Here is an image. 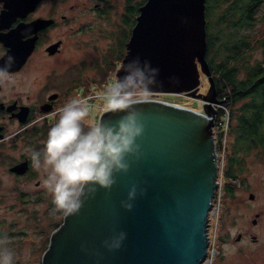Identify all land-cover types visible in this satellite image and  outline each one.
Returning <instances> with one entry per match:
<instances>
[{
	"label": "water",
	"instance_id": "95a60500",
	"mask_svg": "<svg viewBox=\"0 0 264 264\" xmlns=\"http://www.w3.org/2000/svg\"><path fill=\"white\" fill-rule=\"evenodd\" d=\"M206 23V0H145L139 7L120 65L132 57L147 60L158 69L150 92L184 93L199 98L202 109L142 98L135 105L144 122L140 155L129 158L127 171L117 173L109 189L98 187L77 212L64 215L43 264L203 263L218 186L214 127L221 101L206 58ZM202 73L207 92L199 91ZM118 114L103 111L99 118ZM19 167L13 168L26 170ZM133 183L137 195L126 209L120 201ZM119 229L126 233L120 246L104 247L101 241Z\"/></svg>",
	"mask_w": 264,
	"mask_h": 264
},
{
	"label": "flooded vegetation",
	"instance_id": "af4514ba",
	"mask_svg": "<svg viewBox=\"0 0 264 264\" xmlns=\"http://www.w3.org/2000/svg\"><path fill=\"white\" fill-rule=\"evenodd\" d=\"M143 3L0 0V66L5 69L0 72V202L12 196L21 199L23 177L44 172L34 166L31 152H42L47 129L58 115L56 109L84 84L83 68L77 64L83 59H76L72 47L83 49L91 38L115 40L102 48L99 58L104 62L114 58L117 69ZM19 165V170H26L13 168ZM242 235L239 232L237 238Z\"/></svg>",
	"mask_w": 264,
	"mask_h": 264
},
{
	"label": "rangeland",
	"instance_id": "374dc122",
	"mask_svg": "<svg viewBox=\"0 0 264 264\" xmlns=\"http://www.w3.org/2000/svg\"><path fill=\"white\" fill-rule=\"evenodd\" d=\"M254 15L253 24L245 30L252 38L253 45L246 50L240 64H264V1L257 7ZM114 41L107 38H91L83 49L72 47L76 59H83L77 63L83 68L81 82L85 84L88 80L102 75L101 66L105 63L103 58H99V53ZM240 68L241 76H244L243 67ZM72 75L67 79L70 80ZM208 87L209 81L202 73L199 91L207 92ZM225 91L227 93V89ZM146 98H159L202 109L199 98L184 93L150 92ZM224 99L226 100L227 96ZM246 100L243 98L236 100L231 106H220L229 117L224 115L227 131L218 145L221 166L217 179L219 184L212 199L208 220V234L211 239L208 257L211 259L202 264H264V122L259 124V134L255 137L258 147L251 146L250 140L239 146L236 154L244 168L239 167L237 156L230 161L234 154L232 151L237 133L234 112L237 116L241 104ZM97 102L102 103L101 98H98ZM221 104L223 103L220 102ZM103 111L102 107L99 109L97 106H90L84 123L100 117ZM220 111L221 109L217 112L218 117ZM216 131H220L218 127ZM233 161L237 163L235 165L238 178L231 179L226 176V169ZM42 175L43 173L36 177H23L21 199L12 196L6 202H0V249L11 251L12 264H43V254L49 245L50 235L53 229L63 222L64 215L52 203L50 194L41 184L36 185V180L41 179ZM9 183L7 182V185ZM227 183H230L228 185L231 191L225 188ZM6 192H9V187ZM251 192L254 193L253 198L249 197ZM31 194H39L40 197H30ZM255 217L257 222H253ZM239 232L243 234L241 238H237ZM253 235L256 237L253 238ZM212 251L214 254L211 257Z\"/></svg>",
	"mask_w": 264,
	"mask_h": 264
},
{
	"label": "clouds",
	"instance_id": "9594fccd",
	"mask_svg": "<svg viewBox=\"0 0 264 264\" xmlns=\"http://www.w3.org/2000/svg\"><path fill=\"white\" fill-rule=\"evenodd\" d=\"M4 71L0 66V72ZM157 71L147 60L132 57L119 66V74L106 80L96 95L104 111L119 113L114 120L98 117L85 124L90 96H71L56 109L58 115L47 129L42 152L33 150L31 157L34 166L44 170L41 186L63 215L77 212L98 187L109 189L116 174L127 171L129 158L140 155L137 138L144 122L135 105L158 83ZM137 190L136 183L128 186L122 207L133 206ZM125 235L123 229L114 230L101 243L117 248ZM0 264H12L11 251L0 249Z\"/></svg>",
	"mask_w": 264,
	"mask_h": 264
},
{
	"label": "trees",
	"instance_id": "16d2710c",
	"mask_svg": "<svg viewBox=\"0 0 264 264\" xmlns=\"http://www.w3.org/2000/svg\"><path fill=\"white\" fill-rule=\"evenodd\" d=\"M263 1L206 0V58L215 79L217 96L223 105L230 106L236 100L247 99L241 104L237 116L234 112V118L236 117L237 120L235 125L237 133L232 151L234 154L230 161L237 156L236 153L240 144L242 145L250 140L252 142L251 146L258 147L255 137L259 134V124L264 122V64H249L248 62L240 64L246 50L253 45L252 38L245 30L253 24L254 13ZM120 57L119 55L118 59ZM113 60L114 58L105 61V66H101L100 73L102 75L88 80L85 85L91 82H101L109 74L108 72H114L116 61ZM110 64H112L111 67ZM240 66L243 67L244 76H241ZM226 96L227 99L225 100L224 97ZM220 109L222 114L224 111L222 108ZM220 109L218 107L217 111L219 112ZM214 133L216 145L218 146L222 134L218 136L216 127ZM237 163L240 164L241 169L244 168L239 157ZM237 163L233 161L230 163L231 165H227L226 176L228 178H238L235 165ZM228 184L230 183H227L225 188L227 187V190L231 191Z\"/></svg>",
	"mask_w": 264,
	"mask_h": 264
},
{
	"label": "built area",
	"instance_id": "2783aa9c",
	"mask_svg": "<svg viewBox=\"0 0 264 264\" xmlns=\"http://www.w3.org/2000/svg\"><path fill=\"white\" fill-rule=\"evenodd\" d=\"M114 74V73H113ZM113 74H108L104 80H102L101 82H91L90 84L88 85H81L79 86L77 89H76V92H75V95L74 96H90L91 97V100L89 101V107L92 106H97L99 107V109L102 107V103H98L97 102V99L100 98L98 95H96V93L104 86L106 80ZM146 98V97H145ZM223 107V104L220 105V103H218L216 105V108H220ZM217 112L216 111V115H215V127H218L220 131H217V134L219 136V134H222L221 138L223 137L224 133H226L227 131V122H225L224 118L225 116L224 115H227L229 117V114H227L225 111L219 115V117L217 116ZM229 113V112H228ZM217 117V119H216ZM215 134V133H214ZM220 138V139H221ZM215 153H216V156H217V160H218V165H219V169H220V164H219V148L218 146L216 145V138H215ZM218 179V178H217ZM219 184V183H218ZM210 242H211V239L209 238V245H210ZM210 250H211V247L208 246V253H207V256L206 258L204 259L203 263L204 262H209L211 258L208 257V255L210 254ZM213 250H214V247H213ZM213 251L211 253V257L213 256ZM205 263V264H206Z\"/></svg>",
	"mask_w": 264,
	"mask_h": 264
}]
</instances>
